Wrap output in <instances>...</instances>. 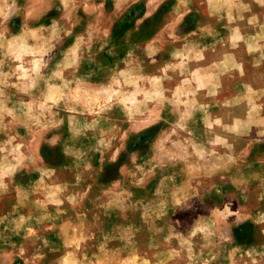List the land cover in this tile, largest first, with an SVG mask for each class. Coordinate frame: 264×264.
<instances>
[{
	"label": "rangeland",
	"instance_id": "374dc122",
	"mask_svg": "<svg viewBox=\"0 0 264 264\" xmlns=\"http://www.w3.org/2000/svg\"><path fill=\"white\" fill-rule=\"evenodd\" d=\"M0 264H264V0H0Z\"/></svg>",
	"mask_w": 264,
	"mask_h": 264
}]
</instances>
